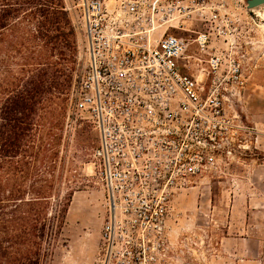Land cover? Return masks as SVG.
Returning a JSON list of instances; mask_svg holds the SVG:
<instances>
[{"label":"built area","instance_id":"built-area-1","mask_svg":"<svg viewBox=\"0 0 264 264\" xmlns=\"http://www.w3.org/2000/svg\"><path fill=\"white\" fill-rule=\"evenodd\" d=\"M64 2L86 39L69 110L98 133L92 164L106 191L101 264H177L169 239L174 205L252 143L251 127L233 108L234 90L245 83L240 56L211 51V30L188 39L172 31L220 3Z\"/></svg>","mask_w":264,"mask_h":264},{"label":"rangeland","instance_id":"rangeland-1","mask_svg":"<svg viewBox=\"0 0 264 264\" xmlns=\"http://www.w3.org/2000/svg\"><path fill=\"white\" fill-rule=\"evenodd\" d=\"M210 1L220 5L190 13L185 26L172 31L188 39L195 31L211 30V51L240 56L245 83L234 90L233 108L251 127L252 143L249 149H238L247 151L238 154L230 166L206 174L204 187L189 189L179 197L169 221V239L177 264H264V4L248 8L246 0ZM66 11L76 35V58L70 65L76 79L84 59L85 32L80 20ZM80 12L79 7L74 11L78 17ZM220 28L226 35L218 33ZM21 35L15 48L0 52V91L4 82L22 89L27 79V52ZM193 51L189 42L187 54L194 55ZM191 63L196 68L194 57ZM71 92L61 100L65 111L55 129L58 153L54 176L48 177L54 178L57 188L53 204L69 189L73 196L49 264H101L106 191L92 164L98 133L89 122L70 113Z\"/></svg>","mask_w":264,"mask_h":264},{"label":"trees","instance_id":"trees-1","mask_svg":"<svg viewBox=\"0 0 264 264\" xmlns=\"http://www.w3.org/2000/svg\"><path fill=\"white\" fill-rule=\"evenodd\" d=\"M19 32L27 79L22 89L4 82L0 91V264H49L73 196L69 189L53 204L57 188L48 175L61 100L75 80L76 35L63 0H0L1 53L19 44Z\"/></svg>","mask_w":264,"mask_h":264},{"label":"water","instance_id":"water-1","mask_svg":"<svg viewBox=\"0 0 264 264\" xmlns=\"http://www.w3.org/2000/svg\"><path fill=\"white\" fill-rule=\"evenodd\" d=\"M248 8H255L264 4V0H246Z\"/></svg>","mask_w":264,"mask_h":264},{"label":"crops","instance_id":"crops-1","mask_svg":"<svg viewBox=\"0 0 264 264\" xmlns=\"http://www.w3.org/2000/svg\"><path fill=\"white\" fill-rule=\"evenodd\" d=\"M227 238V237H226ZM228 239V238H227Z\"/></svg>","mask_w":264,"mask_h":264}]
</instances>
